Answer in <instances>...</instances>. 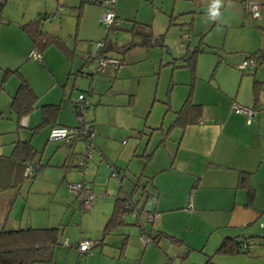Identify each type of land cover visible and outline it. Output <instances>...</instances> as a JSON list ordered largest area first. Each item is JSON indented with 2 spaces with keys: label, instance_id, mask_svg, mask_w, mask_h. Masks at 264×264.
Returning a JSON list of instances; mask_svg holds the SVG:
<instances>
[{
  "label": "crops",
  "instance_id": "crops-1",
  "mask_svg": "<svg viewBox=\"0 0 264 264\" xmlns=\"http://www.w3.org/2000/svg\"><path fill=\"white\" fill-rule=\"evenodd\" d=\"M6 1L7 0H5V2ZM200 1L201 3H210L211 1L216 2L217 0ZM225 1L226 0H222V4L218 5V9L224 6ZM244 1L258 2L260 4V15L258 18L252 19L244 10L242 11H244L245 14H240L239 12V16L244 17L243 22L249 21L250 24L243 27V29H247L246 34H239L242 38L241 42H239L242 43V47L240 44L238 48H240L242 54L233 57L230 61L235 65L239 63L243 54L251 55L256 52L264 53V0ZM91 5L92 3H84L80 22L84 24H90L92 22V25L96 26L98 24L99 14L105 7L96 4V7L92 10ZM38 13L40 15V11ZM117 15L120 17L127 16L126 12L119 4ZM37 17L38 16L23 17V19L10 20L5 17L1 18L0 16L2 21L0 23V50L3 48L7 49V47H5V40L8 42V47L13 50L11 55L9 54L7 58L0 56V70L4 68L0 76V116H3V110L10 106L9 101L19 84L17 73H14L17 78L12 76L6 81L5 79L7 77L2 80L4 70L17 68L20 75L27 80L37 96L36 104L27 114L24 125H19L16 122L13 113L9 109L11 116L9 115L8 118L13 117L15 120L14 128L7 131L14 133L11 137L12 140H10L12 146L17 139H29L33 146L31 137L28 138V135L31 134L29 136H32L33 133H31L30 128L40 123V106L45 103L59 105L55 120L43 124L48 132L54 125L74 126L75 123H73L69 116L61 114V104H64L63 99L60 97L59 100H55L54 98L57 96V92L52 91L51 94V92H48V89L57 88L56 83L60 82L63 76L67 79L68 75L71 73L79 75L80 77L84 76V73H88L87 67L94 62V60L88 61V65L86 66L84 64V58L88 56V54L93 56L97 50L96 46L95 51H92L93 44L101 40L104 36L98 27H94V30L92 29L93 33L94 31L97 33L95 35H87L85 31L80 32V34L77 33L74 36V40L80 37V39L78 38L79 40L88 41L91 50L90 52L84 50L82 52L83 54H80V59L72 60L73 53L71 52H74L72 51V47H70V45L58 34L43 29L42 22V30L59 37L69 53L62 51V49L55 44H50L41 50L42 61H36L34 69L46 70L47 68L50 72V84L47 89L39 91L35 89L34 84L31 83L29 77L24 72L25 70L23 71L21 68L26 60L30 59L28 58V52L33 47L32 41L23 30L22 25ZM140 19L141 18H139V20ZM138 22L150 24L152 31L155 34H159V31H157L154 26L153 20H140ZM84 45L82 46V44H80V48L83 49L85 47ZM49 46L56 47L63 57L65 55L66 58L64 59L66 62L60 60L59 66L54 65L49 56V54H53V52L44 53V50ZM131 59L134 58L132 57ZM68 60H70L71 64H68ZM160 61L164 62L162 60ZM167 62L168 61H165L164 64H170ZM171 67L174 68L173 66ZM229 70L232 72V75H230L235 84L232 83L227 86L225 82L214 73L207 83L201 84L196 80L195 63L194 74L190 76L188 89L184 91L180 90L175 94L172 93L171 97H169L168 110L164 104L167 97L163 99L165 107L163 114L165 115L170 112L172 115V117L168 119L170 120L168 125L165 126L163 124L164 120H161V122L157 124L154 123V125H146L147 122L145 119L144 126H146L148 130L142 128L140 131L148 137L146 136L145 140L137 137L138 139L135 140L137 141L135 144L127 143L122 146L120 141L124 140V137H131L130 134L132 130H138L137 126L139 125V121L134 118L140 119L143 111L139 113V118L135 117V112H129L128 108L126 113H116L115 108H113L115 102L112 100H104L100 104L108 106L109 109L106 118L100 119L96 113L97 108H94L93 116H90L89 119L93 126V142L96 148L94 154L92 153L91 163L88 164L82 174H77V172L73 170L77 159L82 154L81 150L77 149V141H75L72 144L68 143L69 146H66V150L61 152V159L58 161V164L65 168V170H63L62 180L65 175H67L66 167H73L70 173L71 179L83 181L89 188L96 192L94 200L95 198L97 199V197L99 198V194L101 193L109 194L113 192L110 213L109 215H107L108 213L106 212H102L99 215L96 213L95 208L99 205L97 199L96 206L92 205L89 209L93 211L92 214L88 215V217L90 216L96 219V226L93 229H87L85 226H82L79 233L83 234V236L81 235L78 237L73 245L68 237L67 241L63 242V240H61L62 237L60 238L59 236L60 243L53 248L51 261L48 263L40 262L35 264H141L136 257L126 255L128 234L125 230L116 231L117 229H115L111 234L101 238L102 228L112 212L115 195L119 190L120 183L119 179L117 182L111 178H108L107 182L104 183L99 172H107L105 162L103 161L106 159L113 164L111 167L117 168L122 172L124 171L125 176L127 166H129L126 162L128 156L139 157L135 160V162L139 161V163L135 165H138L140 169L138 172H133L134 179L128 186L123 185L122 180L123 190L127 193L131 192L132 182L138 176H142L141 183L142 186L145 187V190L143 191L141 189L136 192V194L139 193L140 197L145 195V199L150 196L153 198V209L147 211L156 213L163 211L196 210V212L203 211L215 215L214 220H211L215 234L210 242V248H206L207 245L198 246L201 253L203 251V258L198 264H203L209 255H213L224 239L240 237L246 239L250 254L236 252L230 255H213V260L220 264H264V238H261V233L264 229L260 226V232L257 229L259 227L255 225L257 221L260 222V224H264V55H262V59L255 68L238 71L233 65L232 67L230 66ZM128 71L129 68L127 71L123 69L121 72L125 73ZM117 72L118 71H112L110 68L106 67L101 73H103L104 76H112L114 78L117 76ZM256 81L258 82V87L257 93L255 94L254 82ZM169 82L172 83L171 80H169ZM190 88L192 101L201 105L198 122L187 124L183 128L178 126L170 127L175 118V112L181 107ZM168 90H171V87L170 89L168 88ZM79 91L82 92L84 90L79 88ZM105 95H108V93H105ZM103 99H107L106 96H104ZM93 100V98H90L89 102L92 103ZM59 102L61 104H59ZM120 102H123V100ZM133 102V93H130L127 103L132 104ZM232 102H236L243 106L256 107L258 109L250 123L246 122V118L243 114H238L231 110L230 106ZM143 116L146 118L147 115ZM43 125L38 127V129ZM19 127L24 129L19 131ZM175 129L177 132H173L171 135L172 131ZM167 130L166 140L161 142L160 140ZM23 133H25V135H23ZM168 139L169 142L166 143ZM46 141H48V139H45V143ZM112 143L115 144L114 147L116 146L117 148L116 153H113L112 148H110ZM162 145H164V148H161ZM148 147H151L152 150L148 149ZM0 154L6 156L8 153L5 154L4 152H0ZM147 154L151 155L148 160L143 156ZM113 156L116 161H113ZM15 168L21 173V167L10 161L7 168L8 173L11 175ZM239 172L248 174L247 185L249 189L238 185ZM97 175H99L98 178H96ZM108 190H110V192ZM18 192H20V187L17 188L15 182L7 183L4 187L0 188V228L16 229L29 226H52L59 228V225H62V223L51 226L23 225L21 224V218H19L20 221L16 224V217H18V215H13V210L15 209V200L18 197ZM135 199L138 201L137 198ZM140 207L144 209L145 206L143 204ZM24 209L25 204L21 208L22 212ZM10 211L13 215L11 218H9ZM21 214L23 216V213ZM80 221L82 222V219H79V222ZM125 223L128 224L126 221ZM212 228L210 231H212ZM64 229L65 228H62L60 230L59 228V233L62 232L63 234ZM158 230L184 241L174 233L165 231L161 227ZM115 232L117 233L116 236L112 235ZM256 232H258V235ZM69 235L72 236L70 233ZM80 238H89L92 242L95 239L90 250L83 254L79 253L76 248V244ZM65 243H67V245ZM122 245L123 249H121ZM187 246L192 248L190 245Z\"/></svg>",
  "mask_w": 264,
  "mask_h": 264
},
{
  "label": "rangeland",
  "instance_id": "rangeland-1",
  "mask_svg": "<svg viewBox=\"0 0 264 264\" xmlns=\"http://www.w3.org/2000/svg\"><path fill=\"white\" fill-rule=\"evenodd\" d=\"M102 1V3H98L97 5H102L105 8L99 14L98 24L96 26L92 25V22L90 24H84L80 22V19H77V8L75 6L79 4L80 0H7L0 9L1 18L5 17L10 20L23 19V17H35L39 15V11L40 15H45L48 12L51 15V19H43V29L58 34L72 47V50L76 53L73 55L72 60L80 59V54H83L82 52L84 50L86 52H90L91 50L88 41H81L79 40L80 37L74 40V36L77 33L80 34V32L85 31L87 35H95L97 33L95 31L93 33L92 29L94 30V27H98L103 35L105 34V25L101 22V17L105 11H108L109 7H114L113 11L117 14L118 4L121 5L127 16H117L124 23L130 24L131 20L154 21V26L159 31L158 33L162 34L163 46H136L125 51L121 55V62L123 63V69L127 71L129 68L128 72L122 73V67L114 68V66L107 64V68H110L112 71H118L116 77H107L98 71L92 74L98 62V59H96L87 67L89 74H84V76L80 77L79 75L71 73L67 79L63 76L60 82L56 83L57 88L48 89V92H51V94L52 91L57 92V96L54 98L55 100H59L60 97L63 99L64 104L59 102L61 104V114L69 116L73 123H75L74 125L78 124V118L71 110L70 100L76 101L78 92H81L79 88L84 90L82 93L86 98V117L88 120L90 116H93L94 108H97L96 113L100 119L106 118L109 107L100 104L104 100H112L115 102L113 108H115L116 113H126L128 108L129 112H135V117L139 118V113L143 111L140 119L134 118L139 121V125L137 126L139 131L134 129L130 134L131 137H124V140L120 141L122 146L127 143L135 144L137 142L135 140L138 139L137 137L143 140L146 139L147 135L140 131L142 128L148 130L144 126L145 119L147 122L146 125H154V123H160L161 120H164L163 124L165 126L168 125L170 122L168 119L172 115L170 112L165 115L163 114L165 108L163 99H166L168 95L171 97L172 93L175 94L180 90H187L192 73L189 66L172 68V65L164 63L165 61L172 60V58H178L176 59V63L181 64L179 57L185 52L186 48L191 49L195 46L203 47V50L198 53L196 60V80L199 83H207L214 73L227 86L232 83L235 84L234 80H232V72L229 70L230 66L232 67L234 65L235 69L238 71L241 70L237 66L238 63L235 65L230 61L233 57L242 54L240 48H238L240 44L242 47V43H239L242 40L239 34H246L247 29H243V27L250 24L249 21L243 22L244 17L239 16V12L243 14L245 11L244 0H226L224 6L220 9H218L216 4L217 1H211L210 3H201L200 0ZM221 2L222 0H219V4H222ZM91 6V9L94 10L96 4H92ZM214 13L215 15H213ZM139 18L141 19L139 20ZM129 38H131V35L125 30L111 32L109 34V39H112L118 44L124 43ZM4 42L7 49L3 48L0 50V56L7 58L13 50L8 47L7 40ZM80 44L82 46L84 44L86 45L82 49L80 48ZM50 51L53 52L49 56L54 65L59 66L60 60L66 62L64 59L66 56L64 55L63 57L56 47L49 46L44 50V53ZM244 56L246 54H243L241 59ZM132 57L134 59H131ZM35 62L34 59H27L21 68L23 71L25 70L24 72L29 77L31 83L34 84L35 89L39 91L47 89L50 84V72L47 68L46 70L34 69ZM68 64H71L70 60H68ZM3 69L0 70V76ZM12 76L16 77L14 73H11L5 81ZM169 80H171L173 85ZM170 87L171 90L167 94L168 88ZM105 93H108V95H105ZM130 93H133L134 97L132 104L127 103ZM104 96L107 99H103ZM90 98L94 99L92 103L89 102ZM121 100L123 102H120ZM2 115L0 116V152L9 154L12 148L10 140H12L11 137L14 133L7 131L14 128L15 120L13 117L8 118L9 115L11 116L9 107L3 110ZM143 115H147L146 118ZM21 129L23 130L24 128H18L19 131ZM173 132H177L176 129L172 131L171 135ZM29 135L28 138L31 137V142L37 150L36 165L40 167L33 178L23 176L16 168L10 175L7 169L10 161L0 159V184L15 182L17 188L20 187V192L17 193L18 197L15 200V209L13 210V215H18L16 217V224L20 221L19 218L22 219L21 224L23 225L51 226L62 223V225H59L60 230L62 228L65 229L63 234L62 232L59 233V236L60 238L62 237L61 240L63 242H66L68 237L73 245L78 237L83 236V234L79 233L80 228L85 226L87 229H93L96 226V219L90 216L88 217L93 211L89 209L83 210L80 202L81 196L75 195L67 186L69 182H77L71 179L70 173L73 167H66L67 175L62 180L63 170L65 168L59 166L58 161L61 159V152L66 150V146L69 145L63 140L49 139V132L45 125L37 129L32 136ZM45 139H48L46 143ZM168 142L169 139L166 143ZM114 145L112 143L110 148H112L113 153H116L117 148ZM163 146L161 148H164ZM77 149L81 150V153L85 151V142L82 139L77 140ZM148 149L152 150L151 147H148ZM94 152L92 153L94 154ZM138 158V156L127 157L126 162L129 166H127L126 175L122 178L123 185L128 186L131 184L130 182L134 179L133 172H138L140 169L138 165H135L139 163V161L135 162ZM103 161L107 168L106 173L99 172V175L103 178V182L106 183L108 178L118 182V178L111 175V166L113 164L106 159ZM113 161H116L114 156ZM73 170L77 174H82L84 171L76 167ZM121 173H124V171H121ZM108 191L110 192V190ZM112 193H101L99 194L100 197H97L98 200L96 198L95 200L93 199L94 206L99 201L98 207L95 208L98 215L102 212H106L109 215L113 200ZM93 194L95 197L96 192ZM134 198H137L139 201L138 207L143 204L145 206L139 218L132 214H127L125 221L128 224H120L116 228V231L125 230L128 234L126 255L136 257L141 264H165L168 261L172 264L200 263L203 258V251L201 253L198 248L202 245H207L206 248H210V242L215 234V230L213 231L212 228L213 223H211V220L215 218L214 214L203 211L196 212V210L147 213V210L153 209V198L150 196L145 199V195L140 197L139 193ZM24 204L25 209L22 212L21 208ZM21 213H23V216ZM9 214V218H11L13 216L12 212ZM149 217H152V221H150ZM79 219H82V222H79ZM136 219L137 221H135ZM134 221L139 223L135 224ZM255 225L259 227L257 229L261 232L260 222L257 221ZM160 227L183 239L185 241H183L184 244L172 243L167 238H161L157 244L150 241V235L148 234L151 229H160ZM211 228L212 231H210ZM256 233L258 235V232ZM116 234L115 232L112 235L116 236ZM142 235L146 238L148 237L149 241L144 243L141 239ZM93 242H95V239ZM185 243L192 248L187 251L188 246ZM65 244L67 245V243ZM185 251H187L186 255H184Z\"/></svg>",
  "mask_w": 264,
  "mask_h": 264
},
{
  "label": "trees",
  "instance_id": "trees-1",
  "mask_svg": "<svg viewBox=\"0 0 264 264\" xmlns=\"http://www.w3.org/2000/svg\"><path fill=\"white\" fill-rule=\"evenodd\" d=\"M4 2L5 1L0 2V9L3 6ZM85 2L92 3V4H98V3H102L103 1L102 0H80L79 4L75 6L77 8V19L78 20L80 19L82 7ZM109 9L108 11H112L114 13L113 11L114 7H109ZM46 14L48 13H45V15H38L37 18L32 19L22 25L23 30L26 32V34L31 39L33 47H36L41 52V50L44 49L46 46L50 44H55L58 47H60L62 51L69 53L64 43L59 39V37L42 30L41 24ZM1 22L2 21L0 19V23ZM119 30L128 31L131 35V38H129V40H127L126 42L119 43V44L113 41L112 39H109V34L111 32H116ZM97 42H101L102 45L97 47V50L93 54V56L88 54V56L84 58V61H85L84 64L86 66L88 65L87 63L88 61L99 59L100 56H108V57L115 58L121 61L122 60L121 55H123L125 51L135 46H138V45L145 46V47H153V46L162 47L163 46L162 34H155L152 31L150 24L141 23L135 20H131L130 24L124 23V21L120 20V18L117 16L116 13H114L113 21L109 25L105 26V34L103 38L101 40H98ZM202 50H203V47L201 46H195L194 48H191V49L186 48L184 54L179 57V59L181 60V64L176 63L177 62L176 59L178 58H172V60L168 61L167 63L172 64V66L176 68L189 66L192 74H194L193 72H194L197 55ZM111 51L115 54L114 56ZM71 53H73L74 55L75 52H71ZM256 53L251 54V56H254L259 63L264 53L262 52H256ZM114 68L116 67L114 66ZM104 69L102 71L93 70L92 74H94L96 71L103 72ZM11 73H17L19 77V84H18V87L14 95L11 97L9 109L13 113L16 122L19 125H21L20 119L23 116L27 115L34 108L36 104L37 96L34 90L32 89V87L30 86V84L27 82V80L23 76L20 75L17 68L4 70L3 75H2V80H4L5 77H7ZM84 74L87 75L89 74V72L84 73ZM257 85H258V82L257 81L254 82V93L255 94L257 93V87H258ZM169 91L170 90H168V93ZM79 94L83 95L84 100L86 99L85 95L82 92H79ZM164 104L166 105L167 107L166 109L168 110L169 95L167 97V100L164 101ZM70 105H71V109L74 115L78 116L79 115V110H78L79 105L77 104V102L70 100ZM58 109H59L58 104H54V103L42 104L40 106V115H41L40 123L36 125L35 127L30 128L31 133H34V131H36L38 127H40L41 125L48 123L49 121L50 122L54 121L57 115ZM200 110H201V105L192 101L191 88H190V91L187 97L185 98V100L183 101L181 107L175 112V118L170 127L178 126V127L183 128L187 124L198 122V119L200 117ZM89 122L91 123L90 120ZM91 127L93 129L92 123H91ZM167 132L168 130L163 134L160 140L161 142H164L166 140ZM36 153H37V150L31 145L29 139H17L14 141L10 153L6 156L0 154V159L5 158L11 162L16 163L17 166L21 167L22 175L25 176L24 166L27 163H37ZM143 156L147 160L151 157L150 154L143 155ZM39 169L40 167L35 168L29 177L33 178L36 175V173L39 171ZM115 169L117 172H121L119 169L117 168ZM123 176H124V173H122V176L118 178L120 187H119L117 194L115 195L112 212L102 228L101 238H103L106 235L111 234L117 228L118 225L124 224L125 216L127 214H130V212L133 209L137 208V211L140 214L143 211V207H138V201L134 198L136 192H138L141 189L143 191L145 190V187H143L141 183L142 176H138L135 179V181L132 182V190L129 193L123 190V187H122ZM247 177H248L247 173L239 172L238 185L249 189L247 185ZM4 185L5 184H0V188L4 187ZM125 203H128L127 207L125 206ZM146 212L153 213L149 211H146ZM140 214H138L137 216L138 218ZM135 221H137V219ZM135 223H139V222H135ZM148 235H150V241L156 244L159 242L161 238H167L172 243L179 244V245L183 243L182 240L168 233H165L161 230H158V229L152 228ZM242 239L245 240L246 242V239L244 237L224 239L222 243L217 247L213 255H230L236 252H242V253L247 254V250L241 249L239 247ZM59 243L60 242H59V228L58 227L29 226V227H23V228L19 227L16 229H6L4 227H1L0 228V264H35V263H40V262L48 263L51 261L53 248L59 245ZM123 245L121 249H123ZM246 246L248 248V244ZM189 249L190 248L187 247V251ZM187 251L184 252V255L187 254ZM213 255H209L203 264H220V263H216L213 260ZM165 264H172V263L168 261Z\"/></svg>",
  "mask_w": 264,
  "mask_h": 264
},
{
  "label": "built area",
  "instance_id": "built-area-1",
  "mask_svg": "<svg viewBox=\"0 0 264 264\" xmlns=\"http://www.w3.org/2000/svg\"><path fill=\"white\" fill-rule=\"evenodd\" d=\"M3 1L5 0H0V2ZM244 10L248 14V16H250V18H258L260 15V4L254 1H245ZM44 18L45 20L51 19V15L47 14L46 16H44ZM113 19L114 13L112 11H105L101 17V22H103L104 25L107 26L113 21ZM95 44L97 47L102 45L101 42H95ZM28 56L29 58H32L38 62L42 61V54L36 47H32L29 50ZM107 64L114 65L116 68H121L123 66V63L115 58H111L108 56H100L94 70L102 71ZM258 64L259 63L254 56L246 55L240 60L237 66L240 70L244 71L248 68H255L258 66ZM76 102L79 105V115L77 116L78 124H76V126H52L49 130V139L63 140L67 143H72L78 139H82L85 142V151L77 159L75 167L84 170L91 161L92 152L95 151L96 148L93 142V129L91 127V123L86 118L87 103H85L82 94L77 95ZM230 107L231 110L235 113L243 114L246 118L247 123H250L252 121L258 111L256 107L243 106L236 102H232ZM25 121L26 116H23L20 119V124L24 125ZM36 164L37 163H27L24 166V175L26 177L30 176L33 170L38 167ZM111 175L119 178L122 176V173L117 172L114 167H111ZM67 186L69 190L75 195L81 196V204L83 210H88L92 207L94 199L93 191L83 181L69 182ZM125 206L127 207L128 203H125ZM130 214L138 216V214L140 213L137 211V208H135L130 212ZM149 219L152 220V217H149ZM260 226L262 227V229H264V224L261 223ZM261 236L264 237V230H262ZM141 239L144 243L149 241V238H146L144 235H142ZM246 245L247 244L245 240L242 239L239 247L241 249L247 250V254H250ZM76 246L79 253L83 254L90 250V248L92 247V241L89 238H80Z\"/></svg>",
  "mask_w": 264,
  "mask_h": 264
},
{
  "label": "water",
  "instance_id": "water-1",
  "mask_svg": "<svg viewBox=\"0 0 264 264\" xmlns=\"http://www.w3.org/2000/svg\"><path fill=\"white\" fill-rule=\"evenodd\" d=\"M96 49V44H93L92 51H95Z\"/></svg>",
  "mask_w": 264,
  "mask_h": 264
},
{
  "label": "clouds",
  "instance_id": "clouds-1",
  "mask_svg": "<svg viewBox=\"0 0 264 264\" xmlns=\"http://www.w3.org/2000/svg\"><path fill=\"white\" fill-rule=\"evenodd\" d=\"M219 5V0H217V6ZM213 15H215V13L213 14ZM26 116V115H25Z\"/></svg>",
  "mask_w": 264,
  "mask_h": 264
}]
</instances>
